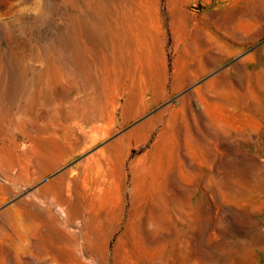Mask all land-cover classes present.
<instances>
[{
	"label": "rangeland",
	"instance_id": "rangeland-1",
	"mask_svg": "<svg viewBox=\"0 0 264 264\" xmlns=\"http://www.w3.org/2000/svg\"><path fill=\"white\" fill-rule=\"evenodd\" d=\"M0 264H264V0H0Z\"/></svg>",
	"mask_w": 264,
	"mask_h": 264
}]
</instances>
